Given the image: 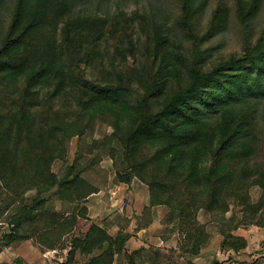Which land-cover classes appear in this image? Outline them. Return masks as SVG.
Instances as JSON below:
<instances>
[{"label":"trees","instance_id":"16d2710c","mask_svg":"<svg viewBox=\"0 0 264 264\" xmlns=\"http://www.w3.org/2000/svg\"><path fill=\"white\" fill-rule=\"evenodd\" d=\"M174 1L176 23L192 43L185 55L139 11L73 16L65 0H12L7 22L0 21V219L12 226L5 246L35 238L53 249L68 235L69 261L79 253L88 258L83 264H114L128 236H112L87 216L83 204L98 189L83 176L88 165L80 156L67 163L71 139L99 126L109 132L86 145L96 153L91 164L107 155L118 182L145 184L149 206L168 208L182 252L196 256L208 244L204 215L227 240L240 225L264 227L257 115L264 18L259 31L253 23L264 0H215L204 27L205 0ZM231 4L241 50L207 61ZM56 161L60 173L52 169ZM253 187L261 192L256 201ZM52 199L74 209L55 210ZM231 202L239 219L226 217ZM245 245L238 239L228 248Z\"/></svg>","mask_w":264,"mask_h":264},{"label":"rangeland","instance_id":"374dc122","mask_svg":"<svg viewBox=\"0 0 264 264\" xmlns=\"http://www.w3.org/2000/svg\"><path fill=\"white\" fill-rule=\"evenodd\" d=\"M65 1L72 4L73 16L113 15L118 9L124 10L127 14L139 11L154 19L163 32L170 35L180 47L183 55L188 54L192 47L190 46L192 43L180 32L176 23L179 10L174 0ZM205 1L206 4L199 16L202 27L209 20V13L215 5V0ZM11 6L12 0H3L0 6L2 25L9 18ZM263 18L264 1L253 19L256 31H259ZM134 37L137 39L140 35L136 34ZM240 37L239 25L231 4L223 27L215 32L210 40L211 45L206 54V60L212 61L231 53H239L241 50ZM132 95L133 98L137 97L136 92ZM257 115L259 136L262 141L260 153H264V100L260 102ZM108 132L109 129L106 126H99L93 134H87L80 139L73 137L69 144L67 163L72 164L75 157L80 156L82 163L88 165L83 176L98 189V192L91 194L83 204L87 207V216L94 223L104 227L112 236L119 233L128 236L114 264H187L190 262L194 264H212L213 262L216 264H264V227L240 225L230 230L232 236L227 240L220 230V225L209 221L207 215H204V219L210 234L208 244L196 256L182 252L180 250L181 236L175 226L166 222L168 208L163 205L149 206V190L145 184L137 179H133L129 184L118 182L115 178L113 162L107 155H102L97 163L91 164L96 153L86 152V145L90 144L93 139L102 138ZM62 166L61 161H56L52 169L55 173H60ZM260 194L258 187L251 188L250 195L254 201L258 200ZM35 195L36 190L33 189L25 193L28 202ZM50 202L55 210L72 211L74 209V206L64 205L55 199ZM78 208L75 210L77 211ZM233 214L237 219L241 217L240 208L231 202V210L226 217L230 218ZM199 219H203L201 215ZM11 228L12 226L4 221L3 216L0 219V264H83L88 259L76 253L74 260H68L67 252L70 248L68 235L61 237V241L53 249L40 245L35 238L5 246L2 236L10 232ZM238 239L246 241L245 247L237 252L229 249L231 242ZM61 245H63L62 248Z\"/></svg>","mask_w":264,"mask_h":264}]
</instances>
